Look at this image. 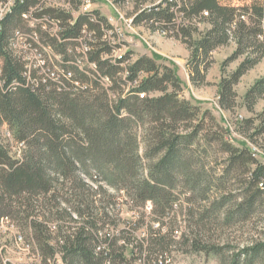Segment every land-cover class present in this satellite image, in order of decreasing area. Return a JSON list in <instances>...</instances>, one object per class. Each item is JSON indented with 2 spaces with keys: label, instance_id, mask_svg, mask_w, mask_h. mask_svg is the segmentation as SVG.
Segmentation results:
<instances>
[{
  "label": "trees",
  "instance_id": "obj_1",
  "mask_svg": "<svg viewBox=\"0 0 264 264\" xmlns=\"http://www.w3.org/2000/svg\"><path fill=\"white\" fill-rule=\"evenodd\" d=\"M115 3L133 4L128 16L135 27L192 49L194 85L206 83L213 54L235 44L226 64L243 60L222 79L219 93L220 106L234 110L235 86L264 60V0ZM84 4L0 0V222L26 233L19 231L20 238L39 264L59 258L63 264H165L174 245L186 241L201 249L204 243L193 230L177 241L166 227L179 185L211 200L196 229L208 220L217 227L264 221V162L258 154L244 142L233 144L210 112L182 98L176 70L160 65L159 56H143L128 67L131 52L112 59L119 46L110 39L117 29L99 10L82 13ZM26 48L42 57L41 66L29 61ZM262 99L264 77L245 96L249 112ZM4 127L23 149L20 159L11 155ZM242 127L245 139L264 153V111ZM220 155L221 168L207 165ZM229 183L242 186L241 199L223 195ZM123 195L135 209L151 202L154 220L148 226L145 216L127 220L110 234ZM206 248L220 250L212 243ZM222 264H264V239Z\"/></svg>",
  "mask_w": 264,
  "mask_h": 264
},
{
  "label": "rangeland",
  "instance_id": "obj_2",
  "mask_svg": "<svg viewBox=\"0 0 264 264\" xmlns=\"http://www.w3.org/2000/svg\"><path fill=\"white\" fill-rule=\"evenodd\" d=\"M89 2L90 4L87 5V7L89 6V12L99 10L107 19H111L109 22L112 21L117 29L118 36L116 34L115 39H110L112 44L119 46L113 57H111L112 59L122 58L131 52V58L126 65L128 67L129 64L143 56L153 57L156 55L162 58L159 64L174 68L182 82L183 88L180 96L198 105L204 112H210L224 130V133L226 130L229 131V138L233 144L239 145L244 142L256 154L258 153L256 159L259 162H264V153L258 151L250 141L245 139L246 136L242 130L246 120L256 118L257 114L264 111V99L260 100L255 106L254 113L249 112L245 101L248 90L264 77V60L249 71L235 86L237 104L233 111H227L219 104V93L222 79L233 73L243 60L241 58L238 61L226 64L236 50L235 44L231 43L227 47L218 49L213 54V64L207 73L206 83L202 86L194 85L190 71L193 51L186 44L160 32H153L144 26L135 27L132 19L128 16L133 12V4L127 3L118 6L115 0H89ZM82 13H86V11L82 9ZM200 28L205 31L208 26L201 25ZM195 38L199 40L198 36H195ZM26 51V57L33 65H42L43 59L36 51L29 48H26ZM104 83L106 86L108 85L107 82L104 81ZM2 135L10 148L11 155L20 159L23 155V149L10 137L7 127L2 129ZM143 151L144 145L142 144L141 153ZM218 158L217 163L207 165L221 168L224 163L223 155ZM210 161L212 162V160ZM205 162L207 163L208 160L205 159ZM220 171L221 169H217L214 173L219 174ZM145 174L147 176V171ZM225 187L224 196L231 195L232 198L241 199L240 195L243 192L240 184L229 183ZM177 188L178 201L174 211L166 219V227L171 229L177 241L183 234L193 230L195 233L199 232V238L204 243H202L201 249L196 248V246H187L186 241L174 245L166 256L165 264H222V259H228L231 254L238 252L247 244L264 239V221L261 217H255L245 223L222 225L220 227L214 224L211 225L210 220H208L206 221L208 226L203 227L201 225L200 229H196L195 225L197 219L199 220L200 210L205 207L209 208L211 200L206 199L205 201L201 195H194L187 188L180 185ZM209 197L213 200V195ZM115 214L117 216L115 220L117 229H111L110 234L122 230L123 224L127 220L137 221L138 218L145 216L144 224L146 226L154 220L151 202H148L143 209H135L124 195L118 201ZM144 229L136 233V237L143 238ZM19 231L8 225L5 220L3 223L0 222V264H39V260L32 248H29L28 242L25 238H20L22 234L26 237V233L20 231L21 234ZM209 243L217 245L220 249L219 252L216 253V251L212 252L207 249L206 245ZM56 264H63L60 258Z\"/></svg>",
  "mask_w": 264,
  "mask_h": 264
},
{
  "label": "built area",
  "instance_id": "obj_3",
  "mask_svg": "<svg viewBox=\"0 0 264 264\" xmlns=\"http://www.w3.org/2000/svg\"><path fill=\"white\" fill-rule=\"evenodd\" d=\"M84 3H85V5H84V10L86 11V12H89V10H88V7H87V5H89L90 3H88V1L87 0H84ZM90 13V12H89ZM2 16H3V14H1V16H0V18H2ZM106 82L107 83H109V79H106ZM258 154V153H257ZM3 222H4V220H3Z\"/></svg>",
  "mask_w": 264,
  "mask_h": 264
},
{
  "label": "crops",
  "instance_id": "obj_4",
  "mask_svg": "<svg viewBox=\"0 0 264 264\" xmlns=\"http://www.w3.org/2000/svg\"><path fill=\"white\" fill-rule=\"evenodd\" d=\"M108 20H111L110 18ZM111 25L115 26L114 23L111 21Z\"/></svg>",
  "mask_w": 264,
  "mask_h": 264
},
{
  "label": "bare ground",
  "instance_id": "obj_5",
  "mask_svg": "<svg viewBox=\"0 0 264 264\" xmlns=\"http://www.w3.org/2000/svg\"><path fill=\"white\" fill-rule=\"evenodd\" d=\"M87 1H88V3H90L89 0H87ZM115 28H116V27H115ZM116 31H117V30H116Z\"/></svg>",
  "mask_w": 264,
  "mask_h": 264
}]
</instances>
